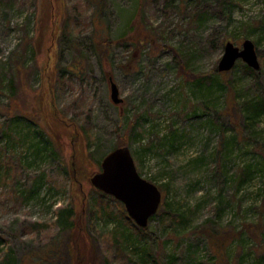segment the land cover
Wrapping results in <instances>:
<instances>
[{"label":"rangeland","instance_id":"374dc122","mask_svg":"<svg viewBox=\"0 0 264 264\" xmlns=\"http://www.w3.org/2000/svg\"><path fill=\"white\" fill-rule=\"evenodd\" d=\"M78 2L58 54L47 60L55 65L58 59L66 68L82 59L90 70L56 88L57 109L67 108L68 118L87 131V170L99 172L96 163L121 137L130 142L139 173L167 185L162 203L168 212L151 221L147 239L124 243L113 254L102 239L89 243L81 220L71 238L63 227L64 209L75 205L78 215L86 209V222L87 206L38 129L52 134L56 124L48 91L42 90L41 101L34 98L47 55L33 42L40 0H0V264H70L71 248L74 264H264V116L256 126L245 125L241 108L251 98L249 77L241 69L229 73L233 95L216 81L185 79L168 49L145 43L133 52L118 43L134 23L141 24L142 32L180 51L196 74L206 75L218 66L226 41L241 47L249 39L264 55V0L72 3ZM104 37L117 41L108 60H100L94 48ZM110 78L122 106L111 101ZM58 148L68 166L71 149ZM79 148L85 149L84 140H76ZM89 185L84 183L86 191ZM43 224L55 226L41 230ZM116 224L101 219L92 227L107 232Z\"/></svg>","mask_w":264,"mask_h":264},{"label":"trees","instance_id":"16d2710c","mask_svg":"<svg viewBox=\"0 0 264 264\" xmlns=\"http://www.w3.org/2000/svg\"><path fill=\"white\" fill-rule=\"evenodd\" d=\"M54 2H55V9L54 11H52V9H50L49 7V4H51L49 0H40V10H39L40 20L38 22L37 35L36 37H34L33 42L37 44L39 48L43 47L47 51V55L43 58V60L46 61L44 63L45 66L42 72L44 75V80L41 86L39 87L38 91L35 92L36 95L34 98L39 97V101H41V96L44 95L42 93V90L45 88V91H48L49 98L47 99V101L49 102L50 107L52 108V116H53L52 121L54 122V124L56 123L57 125L55 124V129H53L52 134H50L49 131H46L42 125L40 126L38 125V129L40 135L45 141V148L49 150L50 157H52L53 160H57L61 162V164L63 163V168H64L63 171H65L68 174L69 179L72 182L73 185L72 190L75 191L78 190L79 194L77 193V198L79 200V203L85 201V207L87 206L86 222H85L86 209L84 211V215H82V213L78 215L77 213L78 211H76L75 205L74 206L70 205L69 207L65 208L63 213L65 215V221L62 220L64 222L63 224L64 229L66 231H71L70 235L72 238L75 230H78L77 225H79L78 222L79 220H81L83 224L82 230L85 233L86 237L88 238L89 243L92 244V242H94L95 239L96 240L102 239L103 242L106 244V248H108V251H111V253L113 254V252L115 250L120 249L121 245L124 243L131 244L136 242L137 240L147 239L149 237L148 236L150 232L149 226L151 221L157 217L163 218L165 214L168 212L166 209L168 207V204L166 202L161 203L157 214L150 219L148 227L143 229V228H139L128 217L126 213V209L121 202L115 200L111 196L105 195L102 192L97 191L96 189L92 188L91 185H89L90 186L89 191H86L84 183L86 182L90 184L89 179L95 173V171L87 170L85 168L86 159L88 161L89 159H92L91 154L89 152V149L91 147L89 146V144H87L86 141L87 131L77 121L68 118V114L66 111L67 108L64 109V111L61 110L59 111L57 109L58 105L55 97H56V88L59 85L62 87L66 81H71L73 78L81 79V77L85 75L84 73L90 70V67H88L86 62L82 59L76 61L75 63H71V65L66 68L60 67L58 59L55 65H51L49 61V59L52 58L53 54H58L63 38L66 37L70 31V26L72 24L71 16L76 15L80 3L79 2L76 4L72 3L73 0H54ZM196 16L199 19L201 17V12H197ZM140 26L141 24L134 23V27L132 28L133 31L126 37H123L121 40H119L118 43H123L124 45H126L127 48H132L133 52H137V50H139L140 47L145 43L152 45L151 47L152 49L170 50L173 53L174 57L177 59L179 70L182 73V75H184L185 79L192 80L193 82L199 84L204 83L206 81H208L209 84H211L213 81H216L218 82V85L221 88L228 89L229 93L233 94V88L235 89V87L233 86V81L227 78L229 73L233 72L235 69H241L242 73L245 76L249 77L251 83V85L247 86L246 89V91L250 93L251 98L249 100L244 101L241 108L244 122L247 127H253L256 126V124H258V120L264 116V79L262 78V73H263L262 67L260 68L259 71H254L243 62L238 61L235 67L233 68V70H231L230 72L220 73L216 67L206 75L196 74L192 70V68L189 67L188 63L184 61V58L181 55L180 51L173 49L171 47L161 45L159 40L155 39L154 37H149L147 34L142 32ZM260 26L261 28L264 29V22L261 23ZM116 43L117 41L112 40L109 37L101 38L95 43V47H94L95 52L97 53L100 60L109 59L113 46ZM256 50L258 53L259 60L260 59L263 60L264 55H262V52L258 50L257 46H256ZM47 56L49 57L48 60H47ZM36 57L37 55L35 52L34 55L35 63L37 59ZM22 69L23 67H20L16 64L17 71H20ZM11 91H12L11 97H14L16 95L17 90L13 83H11ZM233 98L234 97L232 95L228 96L227 98V102H228L227 105L229 107H231L234 103ZM231 101H233V103ZM38 111L44 112L42 108H40ZM46 114L48 115V112H46ZM20 117L29 119L25 115L24 116L16 115V118L20 119ZM29 120L34 121L32 119ZM58 125L63 129H60ZM80 139L82 141L84 140L85 149L84 148L83 150L81 148L74 149L76 140L79 141ZM58 145H60L62 148L64 146H69V148L71 149L68 166L64 162L62 153L58 148ZM120 146H128L131 148V143L126 142V139L121 137L119 139V142L111 151H113L114 149ZM96 165L98 166L100 171L101 166L97 163ZM3 176L5 177L6 174ZM158 187L160 188L162 193L166 192L167 185H162ZM74 195L75 194L73 193V196ZM101 219L104 220L112 219L117 224L114 225V228L112 230L107 232H103L100 229H95L94 227H92V224L95 221ZM39 226L41 230L43 229L45 230L47 228L55 226V224H43ZM209 235L210 237L213 236L211 232L209 233ZM227 244L228 241L226 242L225 245ZM213 245L218 247L220 243L213 241ZM75 256L76 255L73 254L71 248L70 264H74ZM106 259H108V257H106ZM82 260L85 261V259ZM92 263L94 264V262ZM17 264H20V262H18Z\"/></svg>","mask_w":264,"mask_h":264},{"label":"water","instance_id":"95a60500","mask_svg":"<svg viewBox=\"0 0 264 264\" xmlns=\"http://www.w3.org/2000/svg\"><path fill=\"white\" fill-rule=\"evenodd\" d=\"M239 60L254 71L260 70L261 64L253 41L246 39L241 47L227 41L217 69L220 73L230 72ZM110 97L116 106L124 104L112 78ZM90 183L97 191L121 202L128 217L139 228L148 227L150 219L157 214L162 203V191L140 175L128 146H120L107 153L101 161V170L90 178Z\"/></svg>","mask_w":264,"mask_h":264}]
</instances>
